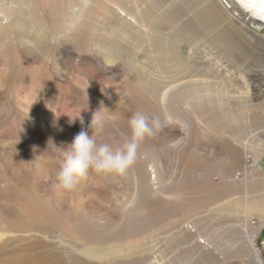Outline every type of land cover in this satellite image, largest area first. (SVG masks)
Masks as SVG:
<instances>
[{"label": "rangeland", "instance_id": "1", "mask_svg": "<svg viewBox=\"0 0 264 264\" xmlns=\"http://www.w3.org/2000/svg\"><path fill=\"white\" fill-rule=\"evenodd\" d=\"M202 1L124 0L136 17L151 5L162 20L153 27L138 19L124 26L100 0H0V264H45L46 257V264H73L84 247L104 259L97 264H142L137 258L144 246L150 252L144 264H255L249 235L256 229L253 244L264 264V215L244 212L264 205V153L259 168L251 169V153L248 167H225L220 135L191 127L201 120L187 104V88L178 84L164 103L158 97L175 75L166 48L190 49L199 60L218 55L233 69L261 65L231 58L233 44L221 46L226 39L213 35L231 28L228 16L245 34L249 29L264 38V25H249L231 0H216L225 15L212 0ZM101 101L113 119L98 143L119 147L137 111L159 127L140 142L125 173L90 171L74 190H58L62 154L51 140L58 147L70 143L82 128L79 119L69 123L78 114L91 134ZM223 202L229 203L225 212L211 209ZM203 238L210 249L191 248Z\"/></svg>", "mask_w": 264, "mask_h": 264}, {"label": "bare ground", "instance_id": "2", "mask_svg": "<svg viewBox=\"0 0 264 264\" xmlns=\"http://www.w3.org/2000/svg\"><path fill=\"white\" fill-rule=\"evenodd\" d=\"M100 1L108 6L107 10L110 13L113 11L116 12V16L119 19H122L121 21H123L124 26H132L133 22L137 19L140 21V23H149L153 27L160 25L162 22L161 19L156 18L153 15L152 10L150 9L151 5L149 7H143L142 15L139 11H135L136 15H138L136 17L134 14H132V11L128 10L127 6L125 7L126 2H124V0ZM152 1L154 3V0ZM231 1L233 4L242 8L240 9L241 11L239 10L238 16L245 19L249 25H264V0ZM231 1L229 0L228 2ZM88 2L90 1H86L84 3L87 4ZM212 2L214 3L213 5L219 10L220 14H224L223 9L218 4V2L216 0H212ZM162 5H166V3H163ZM231 9L237 11V9L234 7ZM206 14L207 13H205V15ZM127 17L130 20L126 19ZM228 17V24L231 28L227 29L226 27L223 29L222 27H219L217 30L214 29L216 33L213 35V38H225L226 40L223 42V44H221V46H225V42H227V46H230L229 44H233L230 50L227 49V51H230L232 54L231 58L243 59L246 57L249 59L250 64H252V62L256 64L261 63L260 67L257 66L258 69L253 70L249 68V65H243L241 66V69H233L232 65H224L221 63L218 55L213 56L211 59L199 60V57L193 58L192 55L195 53L192 54V52L189 51L190 49H188L186 54H177L173 48H166L164 49V53L168 54L169 62H171V68L172 71H175V75L173 76V81L170 80L168 84L160 87L158 90V97L160 101L164 103L170 94L175 95L178 92L176 89L178 86L182 85L187 88V97L189 99L187 104L194 112H196V115H198L201 120V124L190 121L191 127L196 129L198 132L200 130L211 131L220 135L222 138V145L220 144L222 147L221 150L223 151L222 155L225 156V159H223V162L226 165L225 167H237V169H239L240 165L244 166L245 168L248 167L245 161V156L246 154L251 153L253 156V163H255L251 169H256L260 167L259 159L264 153V88H262V85L264 84L262 82L264 81V45H261V48L257 49L253 46L254 44L251 42V39L253 38L257 44H263L264 38L249 29L247 32L251 34H245L243 32L244 28L237 27L235 25V19L233 20L231 16ZM212 19L213 18H211V20ZM208 22L210 21H207V26ZM236 31L238 35L227 34L235 33ZM154 44L158 48L163 46L162 43L155 42ZM257 79H261V81H259L260 84L254 82ZM167 88L169 89L167 90ZM240 134H245V136L241 137ZM247 134L248 136H246ZM180 161L181 163H186L183 157L180 158ZM255 171L257 172L256 174H259L260 172L259 169L258 171ZM138 176H142L141 170H139ZM251 194H254V196L258 199V194L254 192ZM259 200L260 199H258V201ZM228 204L229 203L227 202L216 204L211 209L215 212L222 213L226 211ZM259 205L260 206L256 207L248 206L245 208L244 212H247L251 209H254L255 211L256 209L264 215V205L261 206L260 203ZM258 231L259 229L254 230L253 233L249 235V239L254 263L262 264V258L253 244V240L257 237ZM186 232L192 235V237L196 236V230L191 231L189 228H186ZM85 248L86 247L78 250L83 256L82 260L73 261V264H97V262L104 260L102 257L100 258L94 251H86ZM191 248L194 250H207L210 249V245L208 241L203 238L200 241L198 240L197 242H194L193 245H191ZM140 250L141 253L139 251L140 254L137 260L139 259L142 263L143 260L146 262L148 259H150L148 246L141 247ZM32 257L33 260H37L39 258H36L35 255ZM46 259L49 258L46 257ZM46 259H44L45 264ZM54 262L56 264L57 260H54ZM54 262L52 261V264H54ZM32 263L34 264L33 261ZM149 264L162 263L157 260L156 262H151Z\"/></svg>", "mask_w": 264, "mask_h": 264}, {"label": "clouds", "instance_id": "3", "mask_svg": "<svg viewBox=\"0 0 264 264\" xmlns=\"http://www.w3.org/2000/svg\"><path fill=\"white\" fill-rule=\"evenodd\" d=\"M101 91L103 92V89ZM107 109L101 101L100 106L93 111L88 125L91 134L84 130L83 117L78 114L69 119V123L79 119L82 128L70 143L64 147H58L50 139V147L59 150L62 154L55 172V187L58 190H74L78 182L86 178L90 171L96 174L125 173L137 159L140 142L154 135L155 129L159 127V121L156 118L150 119L143 112L137 111L128 118L130 135L119 147L113 148L107 142L98 143L96 136L103 130L106 122L113 119L106 115ZM47 147H49L48 144Z\"/></svg>", "mask_w": 264, "mask_h": 264}]
</instances>
